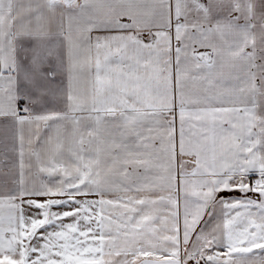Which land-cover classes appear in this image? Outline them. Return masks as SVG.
Returning <instances> with one entry per match:
<instances>
[{
    "label": "snow or ice",
    "instance_id": "obj_1",
    "mask_svg": "<svg viewBox=\"0 0 264 264\" xmlns=\"http://www.w3.org/2000/svg\"><path fill=\"white\" fill-rule=\"evenodd\" d=\"M0 264H264V0H0Z\"/></svg>",
    "mask_w": 264,
    "mask_h": 264
}]
</instances>
